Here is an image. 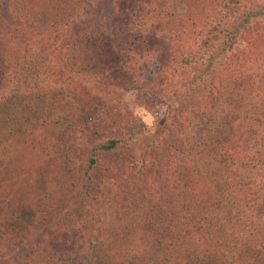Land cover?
<instances>
[{"label": "trees", "instance_id": "obj_1", "mask_svg": "<svg viewBox=\"0 0 264 264\" xmlns=\"http://www.w3.org/2000/svg\"><path fill=\"white\" fill-rule=\"evenodd\" d=\"M101 1L0 0V38L53 33L44 41L68 58V80L79 66L98 92L141 82V63L182 74L172 87L186 97L157 99L161 130H194L207 161L167 141L166 165L148 145L149 161L127 165L119 129L94 141L109 120L79 90L52 80L31 91L21 47L0 53V264H264V0H115L116 26ZM103 196L115 209L92 221Z\"/></svg>", "mask_w": 264, "mask_h": 264}, {"label": "rangeland", "instance_id": "obj_2", "mask_svg": "<svg viewBox=\"0 0 264 264\" xmlns=\"http://www.w3.org/2000/svg\"><path fill=\"white\" fill-rule=\"evenodd\" d=\"M114 1L115 0H102L98 5L97 10L101 14H104V18H107L106 21H108V23L116 26L115 20H117V16L114 18V15L115 12H118L119 7H114ZM34 2L36 4H41L44 2V0H34ZM178 10L179 11H177L176 15L185 12L183 5H180ZM120 13H118V15H120ZM5 14L6 15L3 16L4 21H9L10 17L13 16L12 12H7ZM18 14L21 13L18 12ZM12 33L13 38L11 37L10 33V37L6 34L5 36L1 35L0 53L3 54V52H11L20 46L21 50H23L25 53V57L22 59H26L29 64L31 63L30 72L22 74L20 71H18L17 75H19L22 79H28L27 85L31 88V91L34 89V87L38 86L43 88L47 87L49 84V87L52 86L54 83L52 80H56V82L58 81L59 84L66 82L67 87H71L72 85L74 89L79 90L80 92H77L76 95L80 93V95L92 103V108H94L93 110L95 111L96 115L107 116V119L109 120L105 126L98 128L102 137L99 135L94 138V141H101L103 140V137H107L111 135V132H115L117 129H119V131L116 133V137L122 138L121 136H124L126 141L124 142L125 145L119 144L120 147L117 146L115 149L117 150L119 157L124 155L123 157L127 159L125 162L127 165H131L130 162L134 163V161L139 160L140 157H144L147 161H149V157L146 155L147 145L152 149L151 162H158V164H160L158 166L160 167H162L163 164L166 165V163L169 161L167 158L171 157L168 154V150H166L167 147L165 143L167 141L168 143L171 142L174 144L178 143V145H184L185 149L188 147L190 142L191 148L188 150L185 157L191 158L193 155L200 156L202 153V156L197 159L198 162L203 164L207 161L206 154L204 155L203 150L201 152V149H203V144L201 145V149L197 146L194 130L187 131L185 128H183V130L179 129V131L174 130L172 137H169V135L168 137H164L161 130L164 127V123H169V121L165 117L164 107L159 105L157 99H159L162 95H165L164 97L166 98H168V96L172 98L174 96L178 97L181 94V98L184 99L186 97L185 92L177 93L175 92V87H172L173 85L180 86L182 74L169 72L167 75L162 76L158 74L156 70L157 64L155 65L152 63L153 61L148 62L147 65H142L146 63H139L141 65L139 66V70L141 68L140 78L143 79L141 82L132 81L133 86L127 84L123 92H103L102 90L98 92L99 88L102 89L99 77L97 75L93 76L92 73H89V77H86L87 72L81 74L82 72L78 71L79 66H75L77 73H74L76 75H71L72 79L68 80L69 75L67 73L69 72H67V69L64 68V65H62L61 62L65 55L62 54L63 52L61 54H57V49L51 46L49 42L44 41L45 37H53V33H51V36L50 32L48 31L47 33L40 32L41 36L36 35L38 31L29 32V34L26 33L22 35L18 33L16 34L15 31ZM54 33L56 34V31ZM31 38L34 40H31ZM67 60L68 58L63 59L64 62ZM51 66H53V68H51ZM132 66H130L131 70ZM136 66L138 67V65ZM67 68L70 70L71 67ZM78 77L80 83H75ZM134 82L136 84H134ZM166 83H168L169 86H166ZM10 88L11 83H7L5 91L8 92L9 90H13ZM2 91L3 90L0 89V92ZM258 91L259 89L256 86L254 88V92ZM164 92H168V94H163ZM119 93L121 97V103H118L117 106H115L116 111L111 112L107 108L108 106L106 104L117 99V94ZM73 99L76 100V97L73 96ZM124 138H122V140H124ZM127 138H129V140ZM117 153L113 154V156L107 157L110 163L115 162L116 160L121 162L120 159H116ZM0 179H2L5 183V185L2 184L3 187L5 186L7 188L9 184L3 174L0 176ZM164 181H166L167 184L165 177ZM258 183H260V181H258ZM156 186L158 187V185ZM228 202L229 207L232 205L231 198L228 200ZM114 205H116V201H111L110 197H100L98 200H96V202H94V204H90L88 208L89 217L92 221L95 219L101 220L105 217H110V213H112L115 209ZM225 206L227 208V205Z\"/></svg>", "mask_w": 264, "mask_h": 264}]
</instances>
